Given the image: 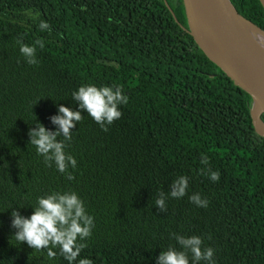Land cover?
<instances>
[{"label": "trees", "instance_id": "1", "mask_svg": "<svg viewBox=\"0 0 264 264\" xmlns=\"http://www.w3.org/2000/svg\"><path fill=\"white\" fill-rule=\"evenodd\" d=\"M230 2L264 30L258 0ZM179 24L187 28L182 0H0V264H68L59 249L49 259L19 244L11 227L13 208L28 217L56 191H75L94 218L74 264H157L161 251L180 248L171 233L200 236L216 264H264V138L250 98ZM17 38L44 41L39 64L26 62ZM87 84L121 86L128 103L107 132L82 112L65 149L77 160L68 180L28 132L38 121L56 130L58 105L76 110L72 93ZM209 167L218 182L201 173ZM182 175L188 194L160 213L159 193ZM194 193L207 208L189 200Z\"/></svg>", "mask_w": 264, "mask_h": 264}, {"label": "clouds", "instance_id": "2", "mask_svg": "<svg viewBox=\"0 0 264 264\" xmlns=\"http://www.w3.org/2000/svg\"><path fill=\"white\" fill-rule=\"evenodd\" d=\"M39 29L52 31L49 23L43 20L39 23ZM255 35L260 45L264 47V34ZM16 42L29 65L40 63L36 55V46L43 49V40L37 39L31 46L25 44L22 38H17ZM72 99L78 104L76 110L60 104L58 114L50 117L56 130L47 129L38 121L28 132L29 143L43 156L45 165L51 167L54 163L56 169L66 174L68 180L75 178L69 169L77 167V160L65 149L72 140L73 129L83 120L82 112H87L100 128L107 132L108 126L122 117L120 105L128 103V96L123 94L121 86L82 85L72 93ZM58 137L63 139H57ZM201 163L209 165V158L203 156ZM201 173L208 175L213 182L220 180L219 171H212L210 167L207 172L202 169ZM188 187L187 176L182 175L173 180L169 193L161 191L155 201L158 211L166 213L169 197L175 199L184 197L188 194ZM188 198L198 207H208L209 201L201 198L199 193H194ZM11 217V227L16 229L13 236L19 244L26 242L30 248L41 252L47 249L49 259H54L57 255L53 249H59L60 255L68 264H74L82 250L88 246L86 241L92 236L95 227L94 218L88 214L84 201L75 191H56L39 197L30 216H23L13 208ZM170 236L177 241L180 248L169 247L161 251L156 257L157 264H216L215 249L203 247L204 242L200 236L186 237L176 233H171ZM78 264H93V261L82 258L78 260Z\"/></svg>", "mask_w": 264, "mask_h": 264}, {"label": "water", "instance_id": "3", "mask_svg": "<svg viewBox=\"0 0 264 264\" xmlns=\"http://www.w3.org/2000/svg\"><path fill=\"white\" fill-rule=\"evenodd\" d=\"M258 1L264 11V0ZM182 3L187 28L179 26L205 57L249 96L254 132L264 138V47L255 35L264 34V30L240 16L230 0H182Z\"/></svg>", "mask_w": 264, "mask_h": 264}]
</instances>
